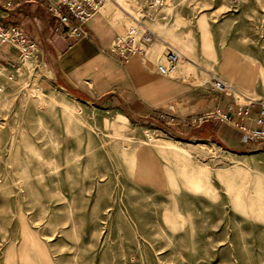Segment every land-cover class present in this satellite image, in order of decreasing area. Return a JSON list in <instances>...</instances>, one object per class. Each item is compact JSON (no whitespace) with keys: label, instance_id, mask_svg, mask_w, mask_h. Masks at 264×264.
Masks as SVG:
<instances>
[{"label":"rangeland","instance_id":"rangeland-1","mask_svg":"<svg viewBox=\"0 0 264 264\" xmlns=\"http://www.w3.org/2000/svg\"><path fill=\"white\" fill-rule=\"evenodd\" d=\"M145 1L103 5L121 37L140 19L159 37L147 54L163 63L174 46L170 77L203 85L223 112L264 103V0H165L153 19ZM2 44L15 61L0 65V264H264V147L79 101L40 52Z\"/></svg>","mask_w":264,"mask_h":264},{"label":"crops","instance_id":"crops-1","mask_svg":"<svg viewBox=\"0 0 264 264\" xmlns=\"http://www.w3.org/2000/svg\"><path fill=\"white\" fill-rule=\"evenodd\" d=\"M108 18L122 21L114 9L105 6L82 27L85 37L75 39L55 31L58 22L44 5L0 0V24L23 29L38 47L55 87L74 99L112 107L161 126L168 121L176 132L183 130L184 124L191 126L183 123L184 120L223 111L203 85L194 83L181 71L175 77L160 76L156 70L160 63L147 50L146 54L133 55L125 62L110 55L108 49L120 34ZM159 47L152 44L155 50ZM14 61L12 48L0 43V65ZM235 131L227 124L208 119L188 128L186 134L198 140L237 144ZM249 145L259 149L264 147V142Z\"/></svg>","mask_w":264,"mask_h":264},{"label":"built area","instance_id":"built-area-1","mask_svg":"<svg viewBox=\"0 0 264 264\" xmlns=\"http://www.w3.org/2000/svg\"><path fill=\"white\" fill-rule=\"evenodd\" d=\"M26 4L44 5L47 12L57 20L58 27L69 37L79 39L85 37L82 27L106 3L107 0H21ZM165 0H146L141 18L153 19L164 6ZM134 18V17H133ZM134 22L141 30L135 33L128 32L125 37L118 36L110 45V55L127 61L133 55L146 54L147 48L159 37L148 29L140 19ZM8 43L19 49L22 54L37 55L39 49L29 36L18 26H3L0 24V43ZM181 53L172 45L165 43L164 61L157 65V73L162 77H170L176 69ZM212 90L216 93L229 95V86L217 77L211 78ZM212 119L227 124L235 129L241 136L243 143L264 142V103L236 105L231 113L216 110L206 116L184 120L183 123L201 125L205 120Z\"/></svg>","mask_w":264,"mask_h":264},{"label":"bare ground","instance_id":"bare-ground-1","mask_svg":"<svg viewBox=\"0 0 264 264\" xmlns=\"http://www.w3.org/2000/svg\"><path fill=\"white\" fill-rule=\"evenodd\" d=\"M105 7V6H104ZM104 7H101L100 8V10L99 11H101ZM111 10H109V12H110ZM135 25H137V24H135L134 23V26L132 25V27L131 28H129V32L130 33H135L136 32V26ZM182 56V55H181ZM237 68H231V72H232V75H235L236 74V70ZM247 78H248V80L250 81V82H252V73H250V72H248V74H247ZM230 88V87H229ZM69 107V106H68ZM68 109V111L71 113V114H73L74 113V109H72V108H67ZM113 127H115V126H113ZM184 153V152H183ZM135 160V159H134ZM146 169H148L149 170V168H148V166L146 165Z\"/></svg>","mask_w":264,"mask_h":264}]
</instances>
